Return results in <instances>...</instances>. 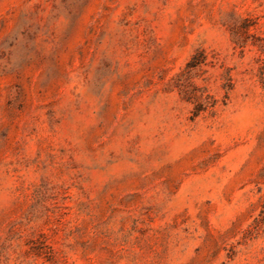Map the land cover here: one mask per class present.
<instances>
[{
    "label": "rangeland",
    "instance_id": "1",
    "mask_svg": "<svg viewBox=\"0 0 264 264\" xmlns=\"http://www.w3.org/2000/svg\"><path fill=\"white\" fill-rule=\"evenodd\" d=\"M0 264H264V0H0Z\"/></svg>",
    "mask_w": 264,
    "mask_h": 264
}]
</instances>
